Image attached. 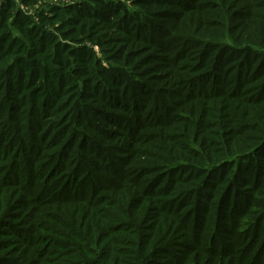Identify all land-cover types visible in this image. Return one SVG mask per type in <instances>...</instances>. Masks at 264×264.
I'll return each mask as SVG.
<instances>
[{"label": "trees", "instance_id": "obj_1", "mask_svg": "<svg viewBox=\"0 0 264 264\" xmlns=\"http://www.w3.org/2000/svg\"><path fill=\"white\" fill-rule=\"evenodd\" d=\"M47 1L0 6V264H116L112 247L126 237H111L113 225L142 221L143 193L155 205L151 230L119 232L138 239L126 241L133 264L171 258L157 248L170 236L159 223L177 210L193 245L214 258L198 264H264V0L25 12ZM114 35L125 36V56L110 51ZM148 116L141 131L122 123ZM84 163L117 176L87 189ZM123 172L146 176L144 185ZM175 244L185 257L195 250Z\"/></svg>", "mask_w": 264, "mask_h": 264}, {"label": "rangeland", "instance_id": "obj_2", "mask_svg": "<svg viewBox=\"0 0 264 264\" xmlns=\"http://www.w3.org/2000/svg\"><path fill=\"white\" fill-rule=\"evenodd\" d=\"M14 1H17V0H14ZM83 1L92 2V1H95V0H48L47 2L39 3L34 8L25 9V12L27 14H29L30 16H32L33 18H35V16H34L35 11H40V10L42 11L44 9V7H46V6H49L50 8H53V7L54 8L55 7L64 8V7L68 6V5H74V4L83 2ZM104 1L108 2V3H116V4L119 3L123 7H125L127 9V11H136L135 9H137L138 12H139V11L142 10V8H135V6H133L134 5L133 3H134L135 0H104ZM177 3H178V0H177ZM177 3L175 1V4L173 6H170V7H172V9H175V7L177 6ZM143 10L146 11V9H143ZM44 12L49 13L47 11V9L44 10ZM119 13H121V12H119ZM197 13H198V15L200 14V12H197ZM119 15H121V14H119ZM208 34H210V33H208ZM114 37L117 40L112 42L110 51L112 52V50L114 49L115 51L112 52L114 54L116 52L117 53L118 52L121 53V51H122V55L125 56L124 49L126 48V44H125V42H123V39H124L125 36L114 35ZM87 45H89L90 47H93V49L96 51L98 57H101V53H100L99 47L91 45L90 43H87ZM107 49H109V48L107 47ZM175 52H177V51H175ZM160 55H162V54H160ZM157 63L159 64L158 68H160V70L157 71V72L152 73V75L154 76V78L158 79V77H161L165 73V71H164V69L161 68L164 62L162 60H158ZM187 63H188V61L178 62L177 66H180L181 69H184L186 67V65L189 66ZM230 78H232V77L230 76ZM228 87H231V86H228ZM141 97L145 101L147 100L146 99L147 96L146 97L141 96ZM201 103H203V102H201ZM146 104H148V108L149 109L153 108V104H152L151 100L149 101V99H148ZM157 104H158V101L155 102V105H157ZM165 105L169 106L170 104L165 102V101H162L158 106L155 107V110L158 111L159 114H160L159 117H160L161 120L163 119L162 112H163V108H164ZM128 116H125V118H127ZM122 121L123 120L121 119V122ZM130 121L131 120L129 119V120L125 121V122L123 121L122 123L127 125V126H130V124H131L132 125L131 127H133L134 129L135 128H139L138 129L139 131H141L140 130L141 126H144L147 123H152L153 122L152 120H150L149 116L146 117L141 123H140V121L136 120L137 121V122L135 121L136 122L135 123L136 126L133 125L132 122H130ZM208 121H210V120H208ZM103 125H104V123H103ZM143 133H145V132L143 131ZM75 150L77 151V147L75 148ZM95 154L96 153H94V155ZM94 155H92L91 157L94 158ZM101 158L102 157H100V159ZM106 158H107V156H106ZM85 170H86L87 174L84 173L85 175L82 176V180L79 183H81V184L83 183L84 185H86L87 189H89L94 183H97V184H99L101 186H104L105 183H106V181H105L106 176H104V175L109 174L107 176H110V175L114 176L116 174V176H117V170L118 169L116 167L112 168L111 170H110V168H108V169L105 170L104 173H96V172L92 171L91 167L88 164L84 163L83 166H82V171H85ZM122 175L127 177V178H128V176L134 175V177H132V179L135 178V180H136L135 183L137 184L135 187L138 188V189L141 186L144 185V182L146 180V176L142 177V176H139L140 174H137V173L131 174V172L130 173L123 172ZM137 177H140V179L137 178ZM69 191L71 193H73V191L76 192L75 191V184L71 185V187L69 188ZM141 192H143L142 189H141ZM141 199H142V201H144L143 203L145 204V207H146V210L144 211V213L138 212V214L142 216V221L140 220V222L139 223L137 222V224L133 223L134 225L132 227V222L130 221V218L126 217L124 219V222L121 223V225H119V226L113 225L114 229H117V233L116 234H112L111 237L115 238V237H119L120 235L122 237H126L124 239L123 238H118V240H116L118 242H116V244H114V246L112 247L113 252L110 253V254L114 258L119 257V260L116 262V264L117 263H120V264H133L134 263L133 260H134V256L135 255L131 256L130 254L129 255H124V254H125L126 249L129 248L127 246V243L132 245L133 251L135 249V246H133L132 243H134L135 245L138 243V239L137 238L133 239L131 236L128 237L125 233L119 234V232L120 233H122V232H126L127 233V231L129 229H132L133 231L134 230L136 231V229H137L139 234L140 233L148 234L149 231L151 230L150 226L152 225L151 223H152V221H154V219H152L150 221L149 217H154L156 215V214L153 213L155 205L151 204V202H153V199L149 198L147 196V194H145V193H143V195L141 196ZM147 204H148V207H147ZM147 208H149V209L147 210ZM178 211L179 210H177V212L176 211L170 212V214L168 216L164 217L166 220L164 222L161 220L160 223H159V225H161V226H159V227H161L160 229L165 231L167 234H170V236H169V239L167 240V242L165 241V243H163L164 242L163 239H162V242L161 241L158 242L157 243L158 244L157 248L161 249L160 251H162V249L169 248V253H170L171 258H169L166 253H161L160 252L159 255H158V258L155 259L156 263H159V264H173V263L179 261L180 259H182L183 261H185V259H187L186 260L187 261L186 264H198V263H201L202 260H205L207 262V261H209L211 259H214L210 255L209 256L203 255V253L199 250V248L197 246L193 245V242H191V239L189 238V236L191 235L190 234V228L188 230H186V227L183 226V223H182L183 220H181V217L183 216V213L180 214V212H178ZM158 216L159 215H157V217ZM130 217H133V216L131 215ZM155 218H156V216H155ZM12 221L13 220H10V223H16V222H14V221L12 222ZM122 225H124V226H122ZM155 225H156V223H155ZM125 227H127V230H125L126 229ZM184 228H185V230H184ZM6 231H8V230H6ZM11 233H13L15 235V232H13L12 230H11ZM186 233H187V235H186ZM184 234H185V236H184ZM164 240H166V239H164ZM126 241H131L132 243L131 242H126ZM175 243H185L186 245H189L190 247H192L195 250H191V252L189 253V256L185 257L183 252H180V251L175 252V249L179 248V247L175 246V245H177ZM140 247H141V245H140ZM101 251H102V248H97L96 253H101ZM120 253L122 254L121 256H120ZM172 255H175V256L172 257ZM229 260H231V259H229V258L224 259V260H222L221 263H224V264H237L238 261H240V260H237V261L233 260V262H229ZM218 262H220V258L218 259Z\"/></svg>", "mask_w": 264, "mask_h": 264}, {"label": "built area", "instance_id": "obj_3", "mask_svg": "<svg viewBox=\"0 0 264 264\" xmlns=\"http://www.w3.org/2000/svg\"><path fill=\"white\" fill-rule=\"evenodd\" d=\"M2 3H3V0H0V6L2 5Z\"/></svg>", "mask_w": 264, "mask_h": 264}]
</instances>
